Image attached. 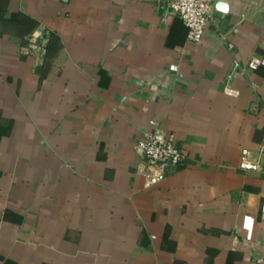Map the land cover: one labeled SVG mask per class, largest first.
Wrapping results in <instances>:
<instances>
[{
    "label": "crops",
    "instance_id": "0c3cea01",
    "mask_svg": "<svg viewBox=\"0 0 264 264\" xmlns=\"http://www.w3.org/2000/svg\"><path fill=\"white\" fill-rule=\"evenodd\" d=\"M162 2L0 0V264H264V0L200 43ZM152 121L188 158L150 188Z\"/></svg>",
    "mask_w": 264,
    "mask_h": 264
},
{
    "label": "built area",
    "instance_id": "2783aa9c",
    "mask_svg": "<svg viewBox=\"0 0 264 264\" xmlns=\"http://www.w3.org/2000/svg\"><path fill=\"white\" fill-rule=\"evenodd\" d=\"M219 0H163L161 8L164 15L178 17L188 29V40L200 43L204 40L209 26L214 21L216 3ZM50 42V32H34L22 45V51L30 56H44ZM264 68V56L253 57L247 64L246 71H257ZM175 71L176 67H170ZM245 74V71L243 72ZM225 93L231 97H238L240 92L231 86L225 87ZM153 131L144 133L142 139L136 145V152L143 158L144 165L139 173L144 177L147 187H155L163 182L167 173L172 168L183 166L187 162L188 155L185 149L178 143L176 135L162 131L158 124L151 122ZM244 150L240 162V169L256 171L259 166L255 161L247 158ZM264 214V201L262 204Z\"/></svg>",
    "mask_w": 264,
    "mask_h": 264
},
{
    "label": "water",
    "instance_id": "95a60500",
    "mask_svg": "<svg viewBox=\"0 0 264 264\" xmlns=\"http://www.w3.org/2000/svg\"><path fill=\"white\" fill-rule=\"evenodd\" d=\"M216 8L219 9L222 12H225L227 10V5L223 2H217Z\"/></svg>",
    "mask_w": 264,
    "mask_h": 264
}]
</instances>
